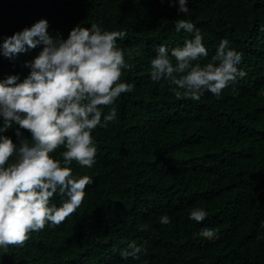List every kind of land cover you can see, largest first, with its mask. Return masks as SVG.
<instances>
[{"label":"trees","instance_id":"trees-1","mask_svg":"<svg viewBox=\"0 0 264 264\" xmlns=\"http://www.w3.org/2000/svg\"><path fill=\"white\" fill-rule=\"evenodd\" d=\"M186 6L187 14L167 0H0V44L46 19L53 37L67 39L77 25L97 23L127 32L119 47L142 46L140 55L125 54L131 69L120 82L133 84V91L116 100V120L92 133L96 163L70 165L75 177L94 181L82 205L58 227L30 233L24 246L0 249V264H264V0H189ZM180 19L203 36L208 56L201 65L213 62L222 39L242 55L237 67L247 75L218 99L209 92L199 101L177 99L175 86L151 80L158 47L170 55L193 36L176 31ZM42 47L12 60L0 56V81L16 75L22 82L30 72L25 63ZM17 130L31 143L18 125L3 135L19 146ZM64 150L51 155L62 159ZM51 203L59 207L62 199ZM193 208L207 213L202 223L189 219ZM162 215L169 224L160 223ZM142 224L147 230H139ZM203 228L215 229L217 238L201 237ZM133 242L146 252L122 259Z\"/></svg>","mask_w":264,"mask_h":264},{"label":"clouds","instance_id":"clouds-1","mask_svg":"<svg viewBox=\"0 0 264 264\" xmlns=\"http://www.w3.org/2000/svg\"><path fill=\"white\" fill-rule=\"evenodd\" d=\"M167 2L170 7L178 4L180 13L189 12V0ZM48 28V21L40 19L0 44V56L9 60L43 45L25 63L30 72L22 82H17L16 75L0 81V249L4 252L10 246H24L30 233L46 225L58 227L82 205L85 189L94 181L89 175L75 177L70 165L94 166L93 131L106 129L116 120V100L134 89L133 84L120 82L123 70L131 69L125 54L140 55L142 46L119 47L117 41L125 39L126 31H106L93 23L90 28L77 25L62 39L59 34L49 35ZM175 29L193 36L170 55L165 46H159L150 75L153 82L163 80L175 86L170 91L177 99L199 101L205 92L218 99L224 89L247 75L237 67L242 55L230 48L227 39L220 41L213 62L201 65L208 51L199 29L183 19L176 21ZM105 107L107 115L102 111ZM14 125L30 133L31 143L19 130L15 132L19 146L3 135ZM61 147L65 149L62 159H54L51 154ZM57 195L62 199L59 207L51 203ZM206 216L201 208H193L189 219L202 223ZM160 223L167 225L170 218L162 215ZM147 228V224L139 226L141 231ZM199 235L217 238L215 229L203 228ZM128 249L121 252L124 260H138L146 252L144 245L135 242Z\"/></svg>","mask_w":264,"mask_h":264}]
</instances>
